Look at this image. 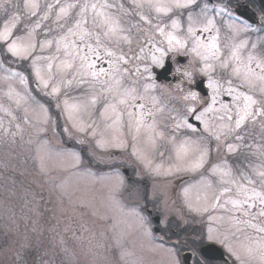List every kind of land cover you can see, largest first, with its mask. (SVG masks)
<instances>
[{
  "label": "rangeland",
  "instance_id": "rangeland-1",
  "mask_svg": "<svg viewBox=\"0 0 264 264\" xmlns=\"http://www.w3.org/2000/svg\"><path fill=\"white\" fill-rule=\"evenodd\" d=\"M29 2L39 4L36 16L25 8V0H0V31L19 16L13 35L7 42L0 41V155L20 179L18 190L5 194L0 190V264H13L22 257L35 264H179L177 252L167 253L169 248L153 238L145 217L123 207L126 175L122 169L128 176L149 181L165 210L164 221L199 225L204 239L223 247L234 264H264V232L259 230L264 228V114H256L264 110V82L256 78L264 75L258 67L264 66V43L244 41L212 20L208 30L216 33L218 56L203 47L198 56L192 51L194 39L205 45L212 39L203 40L196 33L208 20L194 24L189 17L193 35H182L173 15L182 8L175 7L176 0ZM67 4L77 7L57 19L59 9ZM84 4L88 8L80 15ZM156 6L170 11L157 12ZM77 20L82 21L80 28L74 27ZM37 22L40 26L35 28ZM69 28L75 35L68 34ZM169 33L185 46L169 51ZM61 37L66 38L57 51L55 41ZM13 40H31L37 47L28 60L12 56L8 44ZM46 40L53 44L41 49ZM233 48L239 59L231 56ZM106 50L113 55H106ZM170 52L190 55L183 72L188 73V82L193 76L205 77L208 99L192 100L189 90L174 95L176 102L166 89L152 85L151 69L160 67ZM6 55L11 69L1 61ZM153 56L161 62L153 63ZM21 60L44 103L55 106L59 124L35 97L40 95L32 93L26 74L15 66ZM225 61L228 67H221ZM64 62L72 67L63 68ZM100 69L105 72L94 78L91 72ZM210 79L216 87H209ZM129 91L138 99L131 100ZM245 96L257 103L248 109L252 115L236 127V120L245 115ZM121 99L126 103H119ZM106 105H115L116 112L109 109L102 115ZM196 109L193 118L200 122V132L187 122ZM240 133L252 135L253 143L247 148ZM68 142L72 149L65 146ZM201 153L203 166L192 170ZM236 155L250 165L249 171H240L242 176L228 166ZM85 156L95 168L107 163L114 168L92 170ZM31 160L35 165H30ZM135 190L142 193L138 187Z\"/></svg>",
  "mask_w": 264,
  "mask_h": 264
},
{
  "label": "flooded vegetation",
  "instance_id": "flooded-vegetation-1",
  "mask_svg": "<svg viewBox=\"0 0 264 264\" xmlns=\"http://www.w3.org/2000/svg\"><path fill=\"white\" fill-rule=\"evenodd\" d=\"M185 4H187V7H184V9L176 15L179 26L178 30L182 35L183 33H185L186 36L189 34L187 18L190 16L191 18H193L192 23L194 24L211 19L213 21H217V26L219 28L229 27L230 30H232L238 37H244V41H248L249 39H256L258 42L261 40L264 43V9L260 6L257 0H193V2L191 3H189L188 0H185ZM211 31L213 30H208L207 32L197 30L196 33L197 35L201 33V38L203 40H206L216 35V33H212ZM181 54L182 53H171L170 55H167L168 59L172 63L171 76L175 79L174 82H160L158 83V85L167 89L174 95L183 96L186 91L192 90L193 85L192 82L189 83L187 81L185 72H183V65L186 61V58H188V54L185 55L183 63L180 64L179 57H181ZM178 66L180 68H178ZM195 79L196 77L193 76L192 81H194ZM224 100L228 101V98H224ZM229 130L231 131L230 127ZM239 135L241 136V138H244V140L241 139V142L244 141L245 147L246 145L249 146V137L242 136V133H240ZM246 160L247 162H249L248 159ZM242 163L245 164V167L249 165L244 161L239 162V164ZM127 181L132 182V185L142 186L143 193H139L137 195L139 199L136 206L139 207V212L145 213L146 216L150 219L152 216L148 212L152 210L151 206L155 204V200H153L154 195H152V188L150 189L151 185H146L144 180L140 181L131 177L128 178ZM132 185L127 189L128 192L131 190ZM131 201L133 200L130 196H128L126 198V203H130ZM141 204L143 205L141 206ZM152 228L153 230L156 229L154 227ZM174 233L175 231L173 228L160 226L158 229V233L155 234L153 238H155L156 240L158 239L161 245L167 246L169 248V250H167V253L170 254V250L173 246ZM177 234L178 235L176 241L179 245L185 246L187 248L192 246L189 242L190 236L186 231ZM111 243L113 242H110L109 244ZM191 248L194 247L192 246ZM121 253L125 256L123 251H121ZM193 264L226 263L222 261L195 259L193 261Z\"/></svg>",
  "mask_w": 264,
  "mask_h": 264
},
{
  "label": "snow or ice",
  "instance_id": "snow-or-ice-1",
  "mask_svg": "<svg viewBox=\"0 0 264 264\" xmlns=\"http://www.w3.org/2000/svg\"><path fill=\"white\" fill-rule=\"evenodd\" d=\"M189 3L193 2V0H188ZM53 6L51 4L48 5V8L51 9ZM74 7H77V5L75 4H67L66 6L64 7H61L59 9V13L57 14V19H60L61 17H66L68 16V12L70 9L74 8ZM175 7H187V4H182L179 2V0H176V3H175ZM25 8L26 9H29L30 10V14L32 16H36L37 15V12H36V9L39 8V4L38 3H35V2H29V0H25ZM88 8V5L87 4H84L82 7H81V12H80V15H83L84 12L86 11V9ZM92 8L95 9L96 8V5L93 4L92 5ZM156 11L157 12H168L170 11V8L166 7V6H156ZM45 19H47V14H45L44 16ZM141 19H144V17H141ZM19 21V16H15L12 18V21L11 23L9 22H6L5 23V27L3 29V31H0V41H3V42H7L9 40V38L13 35V29L16 27V24L17 22ZM81 24H82V21L80 20H77L74 27L75 28H80L81 27ZM213 24V21L211 19L208 20L207 22V25H205L203 31H207L208 28L210 26H212ZM40 25H39V22H37V24L35 25V28H38ZM176 26V22L174 21L173 22V27ZM35 28L32 30V32L35 31ZM160 33L163 35L164 34V30L163 29H160L159 30ZM32 32H29V37L32 36ZM188 32L190 35H193V30L192 28H189L188 29ZM68 34L69 35H75L74 31H73V28H69L68 29ZM66 37H61L60 40H56L55 43L57 45V51H59L60 49V45H61V41L64 40ZM167 39H168V43H169V51L173 50V47H179V48H183L185 45L184 43L177 39L175 36H173L171 33L168 34L167 36ZM173 41H175V45H173ZM194 43V47L192 48V51L193 52H196V54L199 56L200 55V52L198 51V49H200L201 47L205 48L206 50H215L212 52V55L213 56H218V53H219V48L217 47V44H216V37L213 36L211 41L208 43V44H203L202 41H200L199 39H194L193 41ZM53 44V41L52 40H46L42 43H40L39 47L41 49H44V48H47V47H50L51 45ZM244 45L241 44V45H238L237 48H240V47H243ZM37 47V44L32 42L31 40L27 41V42H24V43H18L17 40H13L11 43L8 44V51L11 53L12 56H19V57H22V58H29L30 56H32V53H33V50ZM253 47H255V45H253ZM237 48H233L232 49V52H231V56L236 58V59H239V55H238V51H237ZM157 51L161 52V55H163V52L161 49H157ZM106 55L108 56H112L113 53L111 51H107L106 50ZM99 58V57H98ZM202 59H207L206 56H203L201 57ZM39 59V58H37ZM82 60H86L87 57H82L81 58ZM120 60H124V57L121 56L119 58ZM252 57L249 56V60L251 61ZM152 60H153V63H157L159 64L161 62L160 59H158L156 56H153L152 57ZM126 62V61H125ZM84 65H81V67H83ZM49 69H51L52 65L49 63L48 65ZM72 67V64L69 63V62H64L63 64V68H71ZM206 68L207 67H210V65H206L205 66ZM221 67H228V64H227V61L223 62L221 64ZM258 67H262V70H264V66H261V65H258ZM88 68L91 69L93 68V64H88ZM234 71H239V69H235ZM105 70L104 69H100L99 72H96V71H92L91 72V75L95 78L97 76H99L101 73H104ZM249 72L251 73V69H249ZM40 75V71L39 69H37V76ZM185 75L187 76L188 73H185ZM255 75V74H253ZM257 79L261 80L262 82H264V75H261V76H258L256 77ZM45 83V87H47V82H44ZM70 83V82H69ZM249 83H251V81H249ZM209 87H216V82L215 81H212L210 79L209 81ZM262 91H264V88L261 89ZM57 89L53 88V92H56ZM128 96L131 100L135 101L136 99H138L136 96L132 95L131 91H129L128 93ZM189 96L191 97L192 100H195L196 99V94L195 93H190ZM189 97L186 96L185 99H188ZM244 101H245V107H244V113L245 115L244 116H240L239 119L236 120V127H239L242 123V121L244 120L245 116H250L252 115L251 112L248 111V109L257 103V101L255 99H253L251 96H245L244 97ZM214 102V101H213ZM92 103H95V98H93L92 100ZM119 103L121 104H124L126 103L125 100L121 99L119 101ZM141 108H143V105L141 104L140 105ZM109 109H111V111L113 113L116 112V108H115V105H106L105 106V111L104 113H102V115L106 114ZM209 110H211V108H206L204 110V112L201 113L200 116H197L196 119L197 120H200L202 118V116H204V114L206 112H208ZM193 110L191 108H189V112H192ZM257 115H260V114H264V110H258ZM131 115V113L129 114ZM119 119V116L117 115V120ZM139 119V118H138ZM190 127V126H189ZM217 139H219V136H217ZM203 153H201V156L199 159H197L196 161H194L192 164H191V169L192 170H195V169H198L200 167L203 166ZM187 191V190H186ZM253 195L255 196H260L259 193H253ZM231 203L236 206L238 205V201H231ZM261 203H264V198H261ZM191 207V205H190ZM193 210H198V209H193ZM206 210V209H205ZM261 215H264V212L261 213ZM260 231L264 232V228H260L259 229ZM211 239V237H210Z\"/></svg>",
  "mask_w": 264,
  "mask_h": 264
},
{
  "label": "water",
  "instance_id": "water-1",
  "mask_svg": "<svg viewBox=\"0 0 264 264\" xmlns=\"http://www.w3.org/2000/svg\"><path fill=\"white\" fill-rule=\"evenodd\" d=\"M261 5H263L264 9V0H258ZM170 64L166 63L164 68L157 72V80L161 78H166L165 75L169 73ZM195 88L200 91L203 95L206 94V91L203 88V80H199L196 82ZM154 222H158V217H154ZM200 253L202 256L206 258H214V259H221L224 258L223 251L213 244H207L200 248ZM192 253L190 251L184 252L181 254V264H192Z\"/></svg>",
  "mask_w": 264,
  "mask_h": 264
},
{
  "label": "trees",
  "instance_id": "trees-1",
  "mask_svg": "<svg viewBox=\"0 0 264 264\" xmlns=\"http://www.w3.org/2000/svg\"><path fill=\"white\" fill-rule=\"evenodd\" d=\"M2 48H3V45L0 46V51L2 50ZM7 57H8L7 55L4 56V61L9 63V59H6ZM15 66L19 67V69L24 70L22 63L21 64L19 63L18 65L15 64ZM29 84L31 85L32 90L34 91L35 89L33 88L34 85H33V82H32L30 75H29ZM49 108L52 112V107L49 106ZM31 164H32V161L30 162V165ZM11 167H14V166H10L8 163H5V160L0 155V190H3L5 193H12V191L17 186V184L14 183L15 178H17V177H16V175H14V169ZM13 264H35V263H32L28 259V257H22L21 259H19L17 262H15Z\"/></svg>",
  "mask_w": 264,
  "mask_h": 264
}]
</instances>
